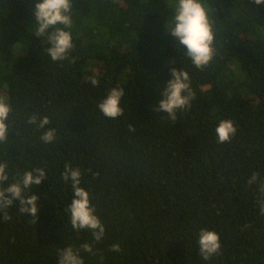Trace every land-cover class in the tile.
Returning a JSON list of instances; mask_svg holds the SVG:
<instances>
[{"label": "trees", "instance_id": "obj_1", "mask_svg": "<svg viewBox=\"0 0 264 264\" xmlns=\"http://www.w3.org/2000/svg\"><path fill=\"white\" fill-rule=\"evenodd\" d=\"M174 5L72 0L73 49L53 61L46 36H35L33 0H0V96L13 109L0 162L9 182L35 168L46 174L29 190L39 196L36 221L18 201L0 212V264H57L67 246L80 249L83 264H264V7L206 0L215 55L200 69L166 29ZM170 67L188 72L195 94L175 121L155 111ZM115 87L124 91L123 114L110 119L98 104ZM30 115L50 123L38 129ZM225 119L236 133L219 143L215 128ZM48 128L55 140L44 143ZM66 163L80 169L104 225L99 241L71 226ZM201 229L221 244L207 261Z\"/></svg>", "mask_w": 264, "mask_h": 264}, {"label": "clouds", "instance_id": "obj_2", "mask_svg": "<svg viewBox=\"0 0 264 264\" xmlns=\"http://www.w3.org/2000/svg\"><path fill=\"white\" fill-rule=\"evenodd\" d=\"M250 2L264 7V0H250ZM205 3L206 0H175L173 26L170 29L166 27L175 43L185 49V54L191 63L200 69L208 66L215 55L213 24L209 16L211 9L206 7ZM71 7L72 0H33L32 16L36 25L35 36H46L49 44L47 54L53 61H63L73 49L72 34L68 30L73 24L70 14ZM170 75L171 79L166 82L155 111L167 113L168 119L175 121L177 111L186 110L190 107V102L194 99L195 94L191 88V79L187 71L170 67ZM91 83L96 85L98 81L93 78ZM123 95L122 88H112L98 104L101 113L110 119L120 117L123 114V109L120 107ZM12 111L8 98L0 96V144L8 141L10 131L7 121ZM27 123L35 125L38 129H43L50 123V120L47 116L37 119V115H30L27 118ZM129 128L135 130L131 126ZM55 131L54 128H48L44 131L40 137L42 142H53ZM215 132L218 142L225 143L235 135L236 128L233 121L225 119L218 123ZM7 168L6 162H0V212L18 201L19 212L31 215L36 221L39 213V196L29 194V190L45 180V170L35 168L24 171L9 182ZM61 175L65 183H71L73 190V196L67 209L70 213L72 228L76 231L90 230L95 241L101 240L105 228L95 214L89 193L80 186V169L66 163ZM5 182H9L7 187H4ZM255 182H257L256 174L249 178L248 183L253 184ZM260 192L264 197V184H261ZM6 193L7 195H5ZM259 211L264 215V198L260 199ZM198 245L199 254L205 261L218 255L221 251L219 236L215 231L201 229ZM80 247L87 253H93L91 244L85 243ZM111 250L119 252L120 245L113 244ZM57 264H83L80 249H74L72 246L64 247L59 253Z\"/></svg>", "mask_w": 264, "mask_h": 264}]
</instances>
